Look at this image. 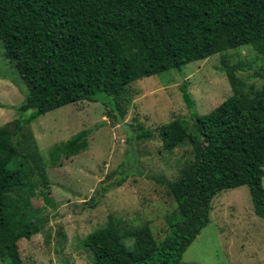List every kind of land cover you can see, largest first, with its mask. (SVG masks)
I'll list each match as a JSON object with an SVG mask.
<instances>
[{"label":"trees","instance_id":"trees-1","mask_svg":"<svg viewBox=\"0 0 264 264\" xmlns=\"http://www.w3.org/2000/svg\"><path fill=\"white\" fill-rule=\"evenodd\" d=\"M0 42L28 88L17 109L29 112L0 126V260L28 264L18 242L41 231L30 189L43 192L50 183L32 122L66 104L97 101L99 93L109 96L110 116H124L126 89L143 77L179 71L229 48L252 46L264 56V0H0ZM222 64L233 94L199 114L183 83L192 124L176 117L159 127L164 150L195 145L193 159L165 181L177 203L167 233L157 241L148 224L122 231L111 225L84 244L93 264H180L222 190L247 185L254 212L264 219V84L244 93L236 71L245 65H230L226 57ZM150 136L149 129L138 134ZM82 140L65 148L77 152ZM67 154L62 145L52 147L54 165ZM110 178L87 201L91 207L125 180ZM125 238L133 239L130 246Z\"/></svg>","mask_w":264,"mask_h":264},{"label":"rangeland","instance_id":"rangeland-1","mask_svg":"<svg viewBox=\"0 0 264 264\" xmlns=\"http://www.w3.org/2000/svg\"><path fill=\"white\" fill-rule=\"evenodd\" d=\"M223 57L237 70L244 93L260 89L264 56L252 46L229 48L205 59L192 61L181 70L143 77L125 92L124 116H110L99 93L97 101H78L40 115L31 128L44 156L49 184L32 187L33 207L39 209L41 231L20 239L18 248L28 264H93L85 242L94 234L116 225L135 228L148 224L157 241L168 231V218L177 210L165 181L175 180L193 159L195 145L184 142L173 152L162 147L159 127L176 118L192 124L191 109L183 98L187 83L194 111L206 114L234 92L223 68ZM17 67L4 57L0 42V126L24 115L17 107L27 94ZM152 136L138 137L142 130ZM82 137L77 152L65 148ZM62 145L57 164L51 149ZM111 177V178H110ZM125 177L99 198L95 207L87 201L98 195L102 181ZM130 246L132 238H125ZM1 264V260H0ZM180 264H264V219L254 212L247 185L219 192L212 200L210 221L187 248Z\"/></svg>","mask_w":264,"mask_h":264}]
</instances>
